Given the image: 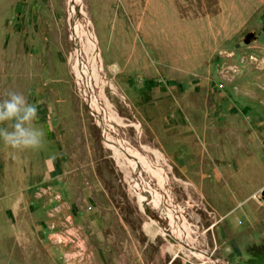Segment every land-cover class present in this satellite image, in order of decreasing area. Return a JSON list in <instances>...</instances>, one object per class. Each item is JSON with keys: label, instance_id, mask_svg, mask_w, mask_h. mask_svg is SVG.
I'll list each match as a JSON object with an SVG mask.
<instances>
[{"label": "rangeland", "instance_id": "1", "mask_svg": "<svg viewBox=\"0 0 264 264\" xmlns=\"http://www.w3.org/2000/svg\"><path fill=\"white\" fill-rule=\"evenodd\" d=\"M77 1L101 66L93 107L166 184L150 172L162 193L142 206L128 155L106 143L73 67L88 56L84 31L73 53L70 0H0V100L23 94L45 133L37 150L0 141V160L45 178L28 186L0 264L92 257L100 239L72 215L89 200L112 240L159 264H264V0Z\"/></svg>", "mask_w": 264, "mask_h": 264}, {"label": "crops", "instance_id": "2", "mask_svg": "<svg viewBox=\"0 0 264 264\" xmlns=\"http://www.w3.org/2000/svg\"><path fill=\"white\" fill-rule=\"evenodd\" d=\"M44 176L31 181L28 170L24 162L11 161V159L0 160V250L8 251L7 246H1L4 240L13 239L16 237V232L23 229L16 225L17 215L22 208V200L29 194L28 186L30 183L35 182L40 184L44 182ZM72 215L76 221H83L80 227L85 233V240L92 244V238L97 235L98 242L94 246L95 253L92 257L89 256L81 260L76 259L78 264H86L92 259L91 264H159L160 254L149 255L142 252V248H138L136 244L132 249H128L126 239L112 240L110 235H107L108 218L101 213L98 207L94 206L93 201H88L85 207H72ZM102 241V242H101ZM110 247L108 248L107 246ZM11 254L7 255V261ZM76 262V261H75Z\"/></svg>", "mask_w": 264, "mask_h": 264}, {"label": "bare ground", "instance_id": "3", "mask_svg": "<svg viewBox=\"0 0 264 264\" xmlns=\"http://www.w3.org/2000/svg\"><path fill=\"white\" fill-rule=\"evenodd\" d=\"M70 3H71L70 6L72 8V14H74L73 19H72V33H73V39L75 43L73 53H76V51L79 52L78 50L79 43H78V38H77L78 34L84 31L87 37V40L85 39L87 41L85 52L88 56V62L85 64L82 58L80 57L81 55L78 54L77 55L78 58L73 64L74 69L77 71V75H78L77 78L83 86L84 95L87 98L90 106L92 107L93 112L97 116V120L102 129L106 143H108L110 146L113 147L116 155L120 156L121 152L128 155V159L131 162L132 166L134 167V170L137 176L139 177L137 181L132 182V186L136 191L139 192L140 194L139 198L141 200L142 206H145V207L148 206L149 200L151 201L149 204H153L156 206V203H158V201L160 200V197L157 194V191L159 189L158 187H156L157 184L153 185L151 183L150 172L157 178V181L159 184L165 185L166 179L158 171H154V170L150 171L148 166H146L145 164L141 165V160L139 156H137L136 154L128 153L124 145L113 140L112 133H111L113 131V127L108 123V121L110 120V117L108 119V116L107 115L105 116L103 114L104 109L102 108V106H101L100 111L97 110L96 107L95 108L93 107V103H96L97 97H98L97 96V86L100 83L99 74H100V68H101L100 64L96 63V61H98L97 55H96L97 50L95 46L96 39H95L94 34L91 31H88L86 29L87 19L84 16V14H82V12L80 11L78 1L70 0ZM82 75L87 76L85 80L80 77ZM144 186H147L148 189H145ZM159 192L162 193L161 190H159ZM172 220H173V217H172ZM203 257H206L207 259L213 261L214 263H217L219 260L218 258L212 255L206 254V253H204Z\"/></svg>", "mask_w": 264, "mask_h": 264}, {"label": "clouds", "instance_id": "4", "mask_svg": "<svg viewBox=\"0 0 264 264\" xmlns=\"http://www.w3.org/2000/svg\"><path fill=\"white\" fill-rule=\"evenodd\" d=\"M4 95L5 98L0 100V125L11 123L0 127V141L14 150L42 147L45 133L33 124L38 117L36 105L18 92L8 91Z\"/></svg>", "mask_w": 264, "mask_h": 264}]
</instances>
